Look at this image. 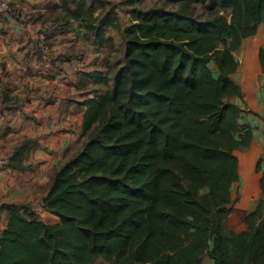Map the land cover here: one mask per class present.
I'll use <instances>...</instances> for the list:
<instances>
[{
  "label": "trees",
  "instance_id": "trees-1",
  "mask_svg": "<svg viewBox=\"0 0 264 264\" xmlns=\"http://www.w3.org/2000/svg\"><path fill=\"white\" fill-rule=\"evenodd\" d=\"M169 1L179 7L129 3L124 23L110 0H99V11L95 0H62L60 24L78 22L99 45L115 28L123 62L111 77L88 73L105 89L84 101L85 141L53 171L42 199L59 222L0 206V264H201L204 254L213 264H264V173L246 228L225 227L234 151L251 140L235 136L244 126L229 100L241 94L230 78L233 52L264 26V0ZM192 2L206 17L189 10ZM258 55L264 71V47ZM31 149L22 140L5 167L31 169Z\"/></svg>",
  "mask_w": 264,
  "mask_h": 264
},
{
  "label": "crops",
  "instance_id": "crops-1",
  "mask_svg": "<svg viewBox=\"0 0 264 264\" xmlns=\"http://www.w3.org/2000/svg\"><path fill=\"white\" fill-rule=\"evenodd\" d=\"M5 2L18 14L10 17L0 3V117L11 118L0 156L6 157L3 153L8 155L24 139H35L38 146L25 159L31 169L13 171L14 177L5 178L0 172V191L8 196L1 199H12L9 191H21L14 199L16 205L24 204L44 222L55 224L59 218L42 206V199L53 171L70 157L64 152H77L83 144L84 101L105 89L88 73L97 70L111 77L123 62L124 42L115 28L106 30L105 42L99 45L90 41L78 22L70 20L62 26V0ZM123 21L127 23V17ZM262 47L264 26L260 24L233 52L238 65L230 78L241 94L229 100L239 107L237 122L244 126L235 136L251 135L246 148L234 151L238 180L230 186V213L225 220L226 229L234 233L246 228L244 217L260 197L264 173V71L258 55ZM17 90L18 96L14 95ZM22 92L27 98L20 97ZM0 215L3 229L7 211L0 210ZM201 264L213 261L204 254Z\"/></svg>",
  "mask_w": 264,
  "mask_h": 264
},
{
  "label": "rangeland",
  "instance_id": "rangeland-1",
  "mask_svg": "<svg viewBox=\"0 0 264 264\" xmlns=\"http://www.w3.org/2000/svg\"><path fill=\"white\" fill-rule=\"evenodd\" d=\"M95 1H96V5H95L96 6V11H99V8H100V6H99L100 4H98L99 0H95ZM129 3L130 4L138 5V6L143 7V8L144 7H152V6H162V7H165L167 9H170V8L172 9V8H178L179 7V3L170 2L169 0H118V1L115 0L114 1V4L116 6L118 5L117 6V9L122 14V17H123L122 19L123 20H126V17H127V19L129 17V15H127V11H128V9L130 7V4ZM189 7H190L189 10L191 12H193L195 15H198L201 18L206 17L207 13H206L205 9L203 8V6L200 3H198V2H192L189 5ZM123 20H122V22H124ZM210 67L213 68V65L210 64ZM46 76H47L46 74H42V78H45ZM19 92L20 91L17 90L16 92H14L15 93L14 95L18 96L17 94H19ZM24 93L25 92H22V96H20V97H23L24 96ZM27 96H28V94H26L24 96V98L25 97L27 98ZM9 123H11V118H9L8 115H3V117H0V149L2 148V146H1V143L2 142L1 141H3V138L9 133V126H8ZM84 139H83V142L85 141ZM29 140H30V145H31L32 149H33V146H35L33 150L31 149L32 151H34L36 149V147L38 146L37 143H36V140L33 139V138H31ZM31 150L29 151V153L31 152ZM75 152L74 151H65L64 152V156L66 158L69 157V156L71 157ZM0 154H1V152H0ZM3 155H5L6 158L8 157L6 155V152L3 153ZM28 155L26 156V158L28 157ZM0 157H3V156H0ZM5 169H9V168H6V167L0 168V172L3 173L2 176L4 178L6 176H8V175H11V177H14L13 171L20 172L19 170H12V169H10L11 171H6ZM20 192L21 191H19V192L17 191V193H15L13 191H9V194L12 195V197H11L12 199H1L3 197L4 198H8V196L6 194H3L0 191V206L2 204H15V203H18V202H14V199H17V196L19 197L21 195ZM22 192H24V191H22ZM13 197H16V198H13ZM19 205H22L20 207H23L24 206V204H19ZM23 209H25V208H23ZM0 210H4V209H1L0 208ZM23 213H25V212H23ZM1 222H2V220H1V215H0V232L2 230V224H1ZM94 264H108V263H106L101 257H98L95 260Z\"/></svg>",
  "mask_w": 264,
  "mask_h": 264
},
{
  "label": "built area",
  "instance_id": "built-area-1",
  "mask_svg": "<svg viewBox=\"0 0 264 264\" xmlns=\"http://www.w3.org/2000/svg\"><path fill=\"white\" fill-rule=\"evenodd\" d=\"M0 3L2 5V7L6 9L8 15L10 17H14L15 18L17 16L18 11L16 9L11 8L7 4V2H5V0H0ZM6 164H7V158L6 157H0V168L5 167Z\"/></svg>",
  "mask_w": 264,
  "mask_h": 264
}]
</instances>
